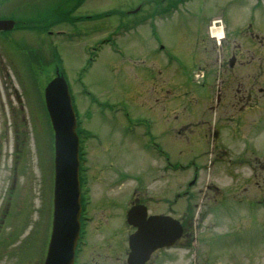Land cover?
Returning a JSON list of instances; mask_svg holds the SVG:
<instances>
[{
	"label": "rangeland",
	"instance_id": "1",
	"mask_svg": "<svg viewBox=\"0 0 264 264\" xmlns=\"http://www.w3.org/2000/svg\"><path fill=\"white\" fill-rule=\"evenodd\" d=\"M58 1L0 0V17L31 20L35 15L48 11ZM141 1L144 0H80L66 15H71L75 10L73 16L90 17L79 22L72 18V34L65 31L63 35L56 36L47 35L45 30L26 29L13 32L9 37L0 35V53L3 57L6 55L12 63L15 61L18 75V59L21 58L24 66L30 63L26 58V55L31 58L29 48L33 50L32 55L38 57L37 61L31 63V70L22 75V80L27 84L22 81L25 92L20 91V86L13 78L4 81L0 79V237L7 238L5 244L0 242V264H41L44 255L45 225L48 222L50 204V196L46 197V202L44 196L51 191L53 183L52 136L50 137L48 120L39 94L44 85L42 79L50 77L54 66H58L63 72L75 101L77 115L82 118L85 131L91 135L86 143V156L89 157L91 166V175L88 176L91 182V209L97 216L104 214V217H108L103 222L99 218L101 223L94 224L98 227L99 235H113L115 240L122 238L126 224L119 212L125 209L135 190L141 194L139 197L146 206H150L155 212H165L167 210L162 200L173 202L172 195L176 190L178 195L197 166L204 168L212 160V155L217 159V148L212 151L211 145L200 137L199 129L195 133L189 128L181 130L182 124L170 116L173 110L164 98L171 96L175 104L178 93L172 86L176 81H170L165 76L158 79L156 74L153 75L154 79H146V69L149 68L147 65L157 60L155 65L161 63L159 68L162 69L165 62L161 58L166 50L168 62H171L169 56L178 61L173 64L172 69L177 67L183 76L190 79L194 72H200L197 68L205 61L209 62L217 57L215 55L220 47H216L215 43H222L223 52L226 47L232 50L235 42L247 44L244 41L247 40V33L239 30L244 32L245 37L242 38L237 31L244 22L256 23L255 19L257 23L254 26L258 28L252 27L251 34L255 38L251 36L264 48V12L252 15L251 19L245 11L237 10V5L224 10V0H192L182 9L178 8L177 14L170 15L168 21L164 18L154 22L159 38L153 31V23H149L148 19L140 23L136 30L126 33L117 30L114 35L118 22L121 23L126 18L127 23L134 24L131 20H136L135 17L125 16L118 11H126ZM148 1L154 3L156 0ZM158 1L161 3V0ZM149 2H145L141 11L146 12V9L153 6ZM233 2L234 0H227L226 5ZM251 3L252 0H246L249 10H261V6L264 8V1L261 6L260 3L250 5ZM211 6L216 9H209ZM62 7L61 5L59 9ZM111 10L116 11L107 14ZM223 12L224 38L216 41L210 38L207 29L205 33V26L201 27V23H207L210 17H222ZM202 15L205 17L201 18ZM235 20L242 23L241 26L238 27ZM190 21L199 28L197 31H193V27L188 28ZM63 24L66 26V23ZM204 34L212 47L205 39L204 43L200 40ZM103 41L106 43L98 48V43ZM41 49L45 54L41 53ZM24 50H28V54ZM158 52L162 54L157 55ZM91 55L94 56V61L83 74L82 70ZM255 56L259 74L260 68H264V50L259 49ZM140 59L144 60V64L138 62ZM5 69L11 75L8 67L0 65L3 74ZM20 69L23 73L21 67ZM150 70L152 69H149L148 74H152ZM163 71L166 72V68ZM80 73L83 74V86L89 95L82 91ZM262 77L263 74L261 79ZM32 79H35V87ZM201 82L202 80L196 84L195 80H190V85L192 92L204 97L206 94ZM14 91L21 97L22 109L17 105ZM87 113L89 116L86 118ZM206 113L207 122L213 130L215 122H218L219 111L214 105L211 110L207 108ZM181 116L182 114L179 117ZM231 125L235 127V123ZM262 129L264 127L261 126V132L256 134L261 140L264 137ZM178 131L182 132L179 134ZM207 131L208 126H203L202 134ZM228 150L234 153L232 149ZM212 161L206 174L208 177L210 173V181H205L209 189V183L217 184L222 190L223 203L228 204L222 208L218 222L222 225L245 226L234 237L252 238L254 243L263 242L264 246L263 197L251 196L250 192L256 191L253 187L256 184L251 186L252 180L247 176V168L242 161L236 163L235 160L231 165L226 160L216 161L220 166H215L216 163ZM169 163L177 165L175 170L161 168L164 164L167 167ZM221 164L224 172H221ZM252 165L257 167L255 162ZM16 171L17 176L14 175ZM112 174H118V179L112 177ZM206 200L212 201V198ZM9 201L10 216H4ZM175 202L176 209H181L185 204L184 198L181 200L177 196ZM45 204L46 214L43 212ZM202 219H207L206 212ZM36 220L38 223L35 225L28 223ZM231 234L233 231L224 238ZM97 245L98 243L91 241V249L89 247L84 256L89 264L102 263L94 259ZM263 250L264 247H261L254 260L255 264H264ZM117 251H122V248L118 247ZM177 252L182 253V250ZM180 259L176 261L177 264H180Z\"/></svg>",
	"mask_w": 264,
	"mask_h": 264
},
{
	"label": "flooded vegetation",
	"instance_id": "2",
	"mask_svg": "<svg viewBox=\"0 0 264 264\" xmlns=\"http://www.w3.org/2000/svg\"><path fill=\"white\" fill-rule=\"evenodd\" d=\"M232 56L234 57V54ZM216 67L219 68V71L223 68L232 70L234 59L232 58L224 63L219 60ZM209 78V76L206 77L207 80H210ZM232 80H235L234 87ZM257 83V79L250 75L242 79L240 77H227L226 79H218L215 90L209 92L210 95L216 98L215 105L219 111V124L214 131L217 147H223L225 140L232 135L231 132L236 131L228 123L235 114L242 111L247 105L260 104L264 107V86L261 87ZM248 151L249 146H246L241 152L243 157ZM253 151L251 149L248 152L251 154L247 155L248 158L256 156ZM260 154L264 158V149L260 151ZM262 171L264 173V167ZM180 222L182 235L176 244L168 250L156 251L145 264H177L176 261L180 258V264H255V252L250 242L247 243V249L245 241L225 242L223 236L213 233L215 225L212 222L206 219H191L190 210L184 212V215L180 217ZM126 230L127 228L124 227L123 235ZM113 239V235H104L101 241L109 243ZM87 240L89 241L90 237ZM89 245V249H91L90 242ZM118 247L122 248V251H117ZM96 249L94 259L101 257L100 261H104V264H126L125 257L128 251L126 243L115 241L111 249L101 245H97ZM181 249H183L182 253H178L177 250ZM87 264H89L88 260Z\"/></svg>",
	"mask_w": 264,
	"mask_h": 264
},
{
	"label": "water",
	"instance_id": "3",
	"mask_svg": "<svg viewBox=\"0 0 264 264\" xmlns=\"http://www.w3.org/2000/svg\"><path fill=\"white\" fill-rule=\"evenodd\" d=\"M1 23H3L2 25L6 29L12 26L11 22L0 21V24ZM44 95L53 128L57 130V135H55V205L57 207L55 209L56 212L54 213V231L49 245L45 264H69V262L71 261V251L74 246V237L77 231V214L73 215V217H70V223L66 227L60 226V223H62L64 220L63 219L60 222V218L63 212L62 198L66 196V193L63 194L62 189L65 187L64 184L66 180L69 179L70 176L72 177L75 174L74 165V172H70L69 176H64V172H67L64 164V158H68L70 154L73 158L75 157L76 139L73 133V123L71 121L72 110L70 107V102L65 85L58 76H56L50 83H48L44 90ZM67 143H69V145ZM64 146L66 150H64ZM60 164L62 165L63 171H61ZM67 206L70 211V204ZM63 210L64 213H67L65 207H63ZM70 213L72 214V212ZM68 231L69 235L71 236L69 243L64 245L62 244L61 247L58 248V242L60 240L59 235L64 236Z\"/></svg>",
	"mask_w": 264,
	"mask_h": 264
},
{
	"label": "bare ground",
	"instance_id": "4",
	"mask_svg": "<svg viewBox=\"0 0 264 264\" xmlns=\"http://www.w3.org/2000/svg\"><path fill=\"white\" fill-rule=\"evenodd\" d=\"M214 35H217V37H221L222 32H220L218 29H213L212 32Z\"/></svg>",
	"mask_w": 264,
	"mask_h": 264
}]
</instances>
